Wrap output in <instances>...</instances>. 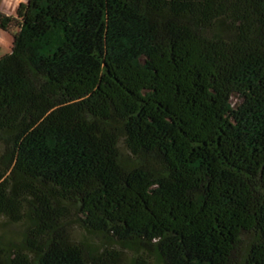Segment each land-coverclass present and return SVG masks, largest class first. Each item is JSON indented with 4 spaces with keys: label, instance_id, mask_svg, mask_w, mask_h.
<instances>
[{
    "label": "trees",
    "instance_id": "trees-1",
    "mask_svg": "<svg viewBox=\"0 0 264 264\" xmlns=\"http://www.w3.org/2000/svg\"><path fill=\"white\" fill-rule=\"evenodd\" d=\"M0 31V218L27 224L0 264H121L69 222L158 264H264V0H28Z\"/></svg>",
    "mask_w": 264,
    "mask_h": 264
},
{
    "label": "rangeland",
    "instance_id": "rangeland-1",
    "mask_svg": "<svg viewBox=\"0 0 264 264\" xmlns=\"http://www.w3.org/2000/svg\"><path fill=\"white\" fill-rule=\"evenodd\" d=\"M28 0H0V13L6 16H15L17 8L20 4H26ZM12 43V35L8 32L0 31V56L10 52ZM233 105L239 104L240 100L233 97L231 100ZM119 151L124 160L130 159V155L123 143L119 144ZM2 152V144L0 142V154ZM27 224L22 222L20 224H11L5 219L0 218V238L5 242L19 244L23 241ZM68 233L70 239L88 248L90 247H112L122 252L121 264H137L141 257L148 261V264H158L154 254L146 253L145 251L136 249L135 247H122L116 243H109L100 237L87 234L74 222L68 223Z\"/></svg>",
    "mask_w": 264,
    "mask_h": 264
},
{
    "label": "clouds",
    "instance_id": "clouds-1",
    "mask_svg": "<svg viewBox=\"0 0 264 264\" xmlns=\"http://www.w3.org/2000/svg\"><path fill=\"white\" fill-rule=\"evenodd\" d=\"M17 2H20V0H17Z\"/></svg>",
    "mask_w": 264,
    "mask_h": 264
}]
</instances>
